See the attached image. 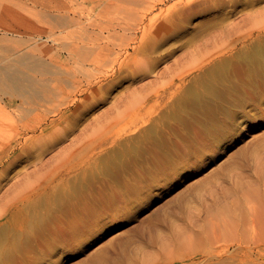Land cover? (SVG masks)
<instances>
[{
    "label": "rangeland",
    "instance_id": "1",
    "mask_svg": "<svg viewBox=\"0 0 264 264\" xmlns=\"http://www.w3.org/2000/svg\"><path fill=\"white\" fill-rule=\"evenodd\" d=\"M155 1L149 16L163 7ZM224 1L229 8L207 7L208 0L180 5L177 14L195 7L174 22L180 29L171 26L173 38L138 54L135 73L146 85L158 68L171 67L154 86L131 89L123 76L131 68L105 79L101 90L81 94L66 81L50 96L40 90V72L24 69L37 87L25 103L14 96L11 103L0 86V196L7 190L0 199L1 264H264V2L233 9ZM133 7L132 14L143 10ZM231 10L239 20L221 23ZM1 16L0 54L23 47L42 54L39 44L12 34L39 31V17L23 5ZM197 16L206 18L192 24ZM153 33L145 41L154 42ZM69 92L78 93L71 106ZM198 93L205 95L193 100ZM139 96L156 100L132 107Z\"/></svg>",
    "mask_w": 264,
    "mask_h": 264
},
{
    "label": "bare ground",
    "instance_id": "2",
    "mask_svg": "<svg viewBox=\"0 0 264 264\" xmlns=\"http://www.w3.org/2000/svg\"><path fill=\"white\" fill-rule=\"evenodd\" d=\"M151 1L152 0H150L148 3H150ZM157 1H159V0H157ZM157 1H155V2H157ZM176 1L174 0L175 3L171 7H169V6H166V3L169 2V0H162L161 3L163 4V7H160V10H159L160 13H158L157 15L155 14V16L153 13L152 14L153 16H149V15H151L150 13H152V11L156 8L157 5L148 4L147 0L146 1L145 0H0V20L2 18V16H1L2 13L9 14V12L11 10H13L14 8L21 9V7L23 5L28 11L30 10L33 12L34 18H35V16L39 17L41 20L40 19H38V20L41 21V23L43 25V27L39 31H34V32H30V33L27 31L12 32L13 35L24 38L26 40V42H28V43H33L36 45L39 44L40 48H41L39 50L42 54L40 56L39 55L34 56L35 54L33 52H31L32 50L29 51L30 49H28V51H27V50H25L24 47L23 48H15L12 50L9 49L6 53H5V51H2L3 53L0 54V86H1V89L4 88V91L6 93L10 94L11 103H13V100H12L13 96L16 97L17 99L18 98L21 99L22 102H24V103L27 102L26 99H28V97L26 95H34V92H36L37 87H36V82L33 80V76H31L30 74L28 75V73H26L24 69H26V71L31 70L33 72L34 71L40 72L41 79H40L39 83H40V90L43 92V96H45V94L51 92L52 90L54 93H55V90H61V88L63 90H65L64 84H66L65 83L66 81H68L69 87H72V90H75V88H77L78 90L77 89L76 90L79 93L88 94V91L90 88L99 87V85L102 84V82L105 79H108L110 77H114L117 74H122L123 71L125 70V68H131V70H132L131 73L129 72L130 74L128 73L126 75L125 74L123 75L124 77L127 76L126 78H129V82L130 81L132 82V84L129 83V87H130V85L132 87L131 89H133V85L134 86L136 85L135 87H141V86L144 87V86L149 85V83H152V86H154L155 83L153 84V82L155 80H157V77H161V75L163 73L165 74L166 70L170 71L171 67L167 66L166 68H162L163 67L162 66L161 67L162 69H160V70L158 68L156 75L152 74L154 76V78L150 77L152 81H148L149 83L146 85L144 81H147L148 79L144 80V81H142L141 79L140 80L138 79L139 74L135 73L136 72V66L134 64H137V65L141 64V60H143V59L138 58V56H139L138 54L140 52L142 54L144 51L147 54L153 50L157 51V49H160V48H158L159 47L158 45L163 43L164 40H166L168 38L170 39L171 37L173 38V36H172V34L174 33L173 30H172L173 33H169V31H171L170 30L171 26L173 27L175 25L174 24L175 21H176L175 23L178 24L177 19L179 21V19H181L182 17H184L186 15V13H190L193 11V6L195 4H193L191 6L189 4L188 9H186L185 11H182V12L179 11L178 14L175 13V11H177L176 9L179 8L180 5H185V4L187 5L188 3H191L192 0H179L178 2H176ZM253 1H251V0H232V1L228 0L227 2H229V4H231L233 9H237V7L241 6L242 4L245 5V4H250V3L252 4L251 6L257 7L259 4L264 2V0H257V4L255 2V5H254ZM145 2L147 3V5H144ZM205 2L207 3V0H205ZM157 3H155V4H157ZM208 3H209V6L207 4H205V6L207 5V7H215V8L218 6L221 7V5L224 6V5L228 4V3L226 4V2L224 0H208ZM158 4L160 5V3H158ZM28 5H30V6H28ZM139 5H140V9L142 8L143 10L141 9L142 10L141 12H140V10H138L140 12V15L134 16L136 14V12H138V11H136L137 9L134 8L133 6L137 7ZM141 6H143L144 8ZM196 7H197V3H196ZM198 7H199V3H198ZM248 7H250V6H248ZM132 8L136 9L134 11L135 14L134 13L132 14ZM227 8H229L228 5H227ZM87 9H88V11H87ZM197 9H199V8H197ZM262 9H259L260 11L258 10L260 12L259 15L264 14V8H262ZM194 10H196V9H194ZM211 10H213V8ZM233 11L231 10L229 12H226L224 14L223 18L220 17L221 19H219V21L224 22L226 20V22H227L234 15ZM139 12L137 14H139ZM259 12H257V13H259ZM257 13L254 15V17H256L258 15ZM190 14H192V13H190ZM14 15H15V13H14ZM246 16L247 15H245L244 17H246ZM244 17H243V19H244ZM247 17L249 18V16H247ZM31 19H33V18H31ZM35 19H36L35 21H37V18H35ZM234 20L231 19V21H233V24L235 23L236 20H239V18L236 19L235 21ZM245 20H246V18H245ZM182 21H183V19H182ZM183 22H185V21H183ZM223 22H221V23H223ZM38 23H40V22H38ZM175 28H177V29H175ZM175 28H174L175 30H178L179 27L176 26ZM176 32H178V31H176ZM152 33L154 34L153 36L155 37L154 38L155 41L151 42V43H149L150 40L145 41L147 39V37H149V35H151ZM164 33H165V36L167 35V37H163ZM209 33H207L206 35L207 36L208 35L213 36L211 33L210 34ZM183 35H184V33H183ZM193 35H194V33H193ZM193 35H192V37H193ZM197 35L198 34L195 35L196 38L194 36L193 40L198 39ZM199 35H201V34H199ZM202 36L203 35H201V38L204 37V39H206L205 35L203 37ZM190 38H189L188 42H190ZM201 38L199 39L200 41H201ZM117 40L118 41L120 40V41L118 42ZM196 41L193 42L195 45L198 43ZM208 41H210V40L208 39ZM145 42H148V43H145ZM168 42H169V40H168ZM177 42L173 41L171 44L172 47L175 45L173 43L177 44ZM182 42L180 41V43H182ZM204 42L205 41H203L201 43H204ZM186 43H187V40H186ZM190 43H192V42H190ZM148 44L151 46H149ZM183 45L185 47V44H183ZM191 45L193 46V44H191ZM191 45L188 44L189 49H190ZM192 46H191V48H193L195 50V48ZM207 46H209V44ZM175 47H177V46L175 45ZM186 47H187V45H186ZM179 48L182 49L183 47H179ZM197 48H198V45H197ZM197 48H196V50H197ZM200 48H201V46H200ZM131 49L133 50V53L130 52ZM183 49H182V53H184L185 51L187 52V50H186L187 48H185L184 50ZM189 49H188V51H189ZM227 49H229V48H227ZM163 51H165V50H163ZM197 51H199V50H197ZM224 51L225 50L221 51L220 54H222V52H224ZM173 52L170 53V56ZM175 52H177V51H175ZM182 53H179V55H183ZM188 53L190 54V51L187 52V54ZM197 53L198 52H196V54ZM174 54H172V55H174ZM187 54L185 53V55H187ZM189 54L187 56H189ZM218 55H216V57ZM190 56L192 57V55H190ZM168 57H169L168 53L161 57V59L164 60L165 64L167 63V61L169 59ZM200 57L201 56H199L198 58H200ZM212 58L214 59L215 56H213ZM212 58H211V60H212ZM181 60H183V58ZM211 60H208V61H211ZM146 62H147V60H146ZM155 63L156 62H154V64ZM205 63H207V61ZM215 63H217V62H215ZM193 64H195V63H193ZM202 64H204V63H202ZM169 65L173 66V63L172 64L169 63ZM223 65H224V67H226L225 64H223ZM143 66L145 67L146 65L143 64ZM103 67H105V70ZM139 67H141V66H139ZM147 67H148V65H147ZM193 68H194V66H193ZM199 68H200V66H199ZM210 68L211 67H209L208 69H210ZM147 69H149V68H147ZM156 69H155V71H156ZM206 69H207V67H206ZM138 70H140V69L138 68ZM142 70L143 69L141 68L140 71H142ZM140 71H138V72H140ZM93 72L94 73L96 72L99 75V76H96L95 82H93L92 80H89V77L93 74ZM190 72H191V70H190ZM204 72H206V71H204ZM208 73H209V71H208ZM211 73H213V72H211ZM184 74H186V73H184ZM184 74H183V77H184ZM197 74H198V72H197ZM216 74H218V73L216 72ZM221 74H223V73H221ZM145 75L147 77V74H145ZM200 75H201V73H200ZM64 76L67 78H63ZM93 76H94V74H93ZM120 76L118 77L119 79H116V80H120V78H121ZM82 77H87L88 79L84 80ZM183 77H182L181 83L184 81ZM143 78H145V77H143ZM196 78H198V77H196ZM158 79H160V78H158ZM107 81H110V80H107ZM194 81L197 84L196 80H194ZM202 81H205V79H203ZM210 82H211V79H210ZM53 84H54V86H53ZM106 84H107V82H106ZM116 84H117V82H116ZM50 85H52L53 89L48 88V86L51 87ZM65 86H67V85H65ZM178 86H179V84H178ZM69 87H67V89ZM107 87H109V90H111L113 88V86L111 87V85L107 86ZM110 87H111V89H110ZM197 87H199V86L197 85ZM208 87H209V90L211 91L213 88V85L212 86L210 85ZM191 88H193V86ZM48 89H51V90L49 91ZM134 89H136V88H134ZM144 89H142L141 91H144ZM100 90H101V88H100ZM191 90H193V89H191ZM106 91H108V90L106 89ZM138 91H140V90H138ZM186 91H188V90L186 89ZM194 91L196 92L197 89L195 88ZM44 92H45V94H44ZM74 92H76V91H74ZM147 92H148V90L146 91V93ZM69 93H72V92H69ZM51 94L52 93H50V95ZM77 94L72 93L70 96L71 98L70 99L68 98L70 106H71V104H76V98L75 97H77ZM47 95H49V94H47ZM47 95H46V97H47ZM124 95H126V94H124ZM203 95H205V94L198 93V94L194 95L193 100L199 101L202 99ZM119 96H121V95H119ZM129 96H131V98H133L134 97V91H132L131 95H128V98H129ZM191 96L192 95L190 94V97ZM33 97H36V96H33ZM46 97L44 99H46ZM125 97H127V96H124V98ZM143 97H144V95H143ZM148 97H146L145 99H142L139 96L137 98H134L133 100L129 99L131 101L130 105L134 108H138V107L145 106L147 104V102L152 103L154 101V99L156 100V98H150L148 100ZM65 98H67V97H65ZM41 99H43V98H40L39 100L41 101ZM44 99H43V101H44ZM117 99H118V97H117ZM122 99H123V97H122ZM124 100H126V99H124ZM129 100H127V102H129ZM114 102L115 103H113V104H117V105H119V103H120L118 100L114 101ZM117 105L113 106V107L117 108ZM134 110H136V109H134ZM229 111H228V113H229ZM107 112L105 111L102 114H100L99 116L101 118H103V117L106 118L105 116H106V114H108ZM109 112H111V111H109ZM129 112L131 113V111H129ZM225 114H226V112H225ZM94 115H92V116H94ZM126 115H127V113H126ZM226 115L228 116V114H226ZM96 116L97 115H95L94 117H96ZM123 117L126 118L125 115ZM233 117L235 118V116H233ZM233 120H235V119H233ZM227 121H228V119H227ZM231 121H232V119H231ZM121 123H122L121 121H120V123H116L115 127L118 126V124L120 125ZM112 127H114V126H112ZM224 127H226L225 124H224ZM112 129H115V128H112ZM215 129H214V132L218 133L217 131H215ZM234 131L235 130L233 128V133H234ZM211 133H212V131H211ZM233 133H231V134H233ZM218 136L221 137L220 135H218ZM225 136H226V133H225ZM214 138H215V136H214ZM216 139H218V138L216 137ZM126 148L127 147L125 146V149ZM132 148H134V147H132ZM126 150L127 151H125V152L128 153L129 149H126ZM137 150L138 149H136V151ZM6 193H7V190H6V192L1 194L0 199H2L6 195ZM3 217L4 216L1 215V218H3ZM4 243H5V241H4ZM0 254H1V251H0ZM7 254H8V252H7ZM1 262H2V260H1Z\"/></svg>",
    "mask_w": 264,
    "mask_h": 264
},
{
    "label": "snow or ice",
    "instance_id": "3",
    "mask_svg": "<svg viewBox=\"0 0 264 264\" xmlns=\"http://www.w3.org/2000/svg\"><path fill=\"white\" fill-rule=\"evenodd\" d=\"M206 17L204 16H197V17H194L193 20L191 21L192 24H195V23H198L200 22L201 20L205 19ZM128 83V81H123L119 84H116L115 87H114V91L115 90H119L120 88H123L126 84Z\"/></svg>",
    "mask_w": 264,
    "mask_h": 264
}]
</instances>
